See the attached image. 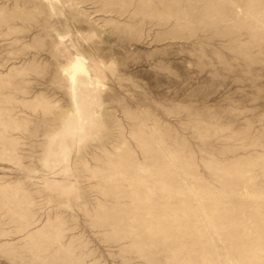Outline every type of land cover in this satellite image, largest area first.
<instances>
[{"label": "rangeland", "instance_id": "obj_1", "mask_svg": "<svg viewBox=\"0 0 264 264\" xmlns=\"http://www.w3.org/2000/svg\"><path fill=\"white\" fill-rule=\"evenodd\" d=\"M165 4L0 0V264H264V0Z\"/></svg>", "mask_w": 264, "mask_h": 264}, {"label": "bare ground", "instance_id": "obj_2", "mask_svg": "<svg viewBox=\"0 0 264 264\" xmlns=\"http://www.w3.org/2000/svg\"><path fill=\"white\" fill-rule=\"evenodd\" d=\"M190 5H189V7H190ZM165 8H166L165 0H146V11L148 13L147 19L148 20H155L156 18L159 19L161 17L159 14H161L162 9H165ZM186 8H188V7H186ZM199 9L200 8H197V7L192 8V11H190V13L193 15V17L194 16L196 17V11H198ZM200 11H202L203 14L209 15V9L207 10V8H205V7L201 8ZM169 15H170L169 17H178V16L182 15V12L179 10H174ZM167 20H168V18H167ZM63 72L68 75L69 80L73 84L76 83L77 77L80 75H85L88 77V71L80 59H76L75 62L66 66L64 68Z\"/></svg>", "mask_w": 264, "mask_h": 264}]
</instances>
